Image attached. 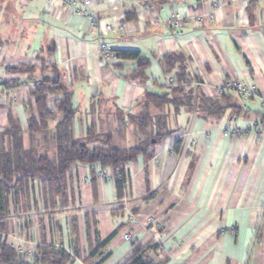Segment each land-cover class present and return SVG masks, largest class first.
Here are the masks:
<instances>
[{"label": "crops", "instance_id": "crops-1", "mask_svg": "<svg viewBox=\"0 0 264 264\" xmlns=\"http://www.w3.org/2000/svg\"><path fill=\"white\" fill-rule=\"evenodd\" d=\"M69 1L0 0V130L11 115L23 148L54 159L51 138L27 132L29 115L37 117L31 80L6 68L43 64L60 70L75 109L74 137L87 145L105 146L89 141V131L109 133L110 144L121 148L144 143L159 116L166 133L124 166L120 194L111 168L80 163L65 174V198L49 196L36 178L9 190L1 240L63 248L72 264H122L147 243L158 244L149 251L156 264H264V134L223 135L230 126L264 122V0H90L98 33ZM175 14L180 25L166 27ZM99 42L109 47V60ZM117 50L148 58L144 80L128 77L135 61L117 57ZM170 52L187 56L194 102L213 100L216 111L144 106L147 89L168 90L160 58ZM229 79L255 83L257 95L225 94ZM54 99L47 100L53 110ZM145 113L150 119L141 127ZM56 121L49 120V134Z\"/></svg>", "mask_w": 264, "mask_h": 264}, {"label": "trees", "instance_id": "trees-1", "mask_svg": "<svg viewBox=\"0 0 264 264\" xmlns=\"http://www.w3.org/2000/svg\"><path fill=\"white\" fill-rule=\"evenodd\" d=\"M115 55L135 61V68L128 75L129 78L145 79V68L149 64L146 56L136 50H117ZM160 61L164 64L165 74H172L177 84L167 86L168 90L163 93L147 89L141 100L144 106L148 103L157 106L170 104L175 108L179 105H187L188 107L194 106L195 109L203 112L216 111L213 100L201 97L196 103L194 102L193 89L188 86L190 78L186 71L187 56L181 52H170L163 55ZM6 68L11 72L27 73V78L31 80L32 85L28 94L34 101L37 117L33 114L29 115L27 132L31 138H34L33 136L37 133L43 138L49 136L54 143L55 157L50 159L47 153L36 151L32 145L23 148L21 128L14 123L12 116H9L10 126L0 130V215L3 214L5 207V193L11 189L22 188L28 180L34 178L45 186L49 196L57 195L65 198L64 177L70 167L76 163L87 164L91 167L99 165L101 169L111 168L115 172V181L120 194L125 183L124 166L134 161L139 154L146 156L151 138L159 141L166 133L160 129L164 119L159 116L154 122V131L144 132L148 135L144 143L121 148L110 144L109 133L96 134L89 131L86 134L89 141L92 138L99 139L105 145L89 146L85 140L74 137L72 121L75 109L71 101V93L63 83L61 72L56 65L42 64L38 67L34 64H21L6 66ZM35 73H38V76H35ZM229 93L225 92V94ZM49 96L55 97V110L48 108ZM149 119L147 113L140 116L141 127H144ZM49 120H57L50 134ZM157 247V243L136 245L131 255L122 264H156L150 258L149 251ZM72 263L70 253L63 248L38 246L31 256H25L17 253L12 244H7L0 237V264Z\"/></svg>", "mask_w": 264, "mask_h": 264}, {"label": "built area", "instance_id": "built-area-1", "mask_svg": "<svg viewBox=\"0 0 264 264\" xmlns=\"http://www.w3.org/2000/svg\"><path fill=\"white\" fill-rule=\"evenodd\" d=\"M69 5L73 7L76 13L83 15L88 19L91 30L97 33L99 32L100 19L97 17L96 13L92 10L90 0H70ZM180 22H181L180 16L178 14H175L166 20L165 26L175 29L180 25ZM104 28L107 31L113 30V26L108 23L104 25ZM98 48H99V54L104 60H109L111 58V51L104 42H99ZM164 83L166 84V86H175L177 84V82L170 74H167L165 76ZM221 91L233 93L238 97H240L242 100L256 96L258 92L255 83L253 82L245 83L238 79H229L225 81L221 86ZM249 130H253L258 135L264 134V122H259V123L255 122L250 127L236 126V125L230 126L229 128L223 131V135L236 137L246 133ZM151 220L152 217H147L146 223H150ZM124 238L129 242H133V237L130 234H125ZM13 246L16 252L19 254L25 256H31L33 254V249L31 248L25 249L17 242H14Z\"/></svg>", "mask_w": 264, "mask_h": 264}, {"label": "rangeland", "instance_id": "rangeland-1", "mask_svg": "<svg viewBox=\"0 0 264 264\" xmlns=\"http://www.w3.org/2000/svg\"><path fill=\"white\" fill-rule=\"evenodd\" d=\"M164 79V78H163ZM120 118H121V120L123 119V117L122 116H120Z\"/></svg>", "mask_w": 264, "mask_h": 264}]
</instances>
